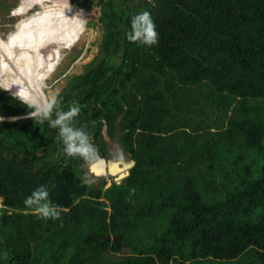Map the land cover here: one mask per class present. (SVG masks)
Listing matches in <instances>:
<instances>
[{"label":"trees","instance_id":"1","mask_svg":"<svg viewBox=\"0 0 264 264\" xmlns=\"http://www.w3.org/2000/svg\"><path fill=\"white\" fill-rule=\"evenodd\" d=\"M70 2L99 6L103 32L53 118L78 107L91 162L105 131L134 165L95 188L37 106L0 91V264H264V0ZM141 11L155 45L127 39ZM41 185L57 220L24 204Z\"/></svg>","mask_w":264,"mask_h":264},{"label":"rangeland","instance_id":"2","mask_svg":"<svg viewBox=\"0 0 264 264\" xmlns=\"http://www.w3.org/2000/svg\"><path fill=\"white\" fill-rule=\"evenodd\" d=\"M38 3L42 5H36ZM70 4L84 12L85 25L79 39L72 43L70 50L61 52L63 56L55 62L53 68L43 78L41 82L43 106L64 87L67 76L82 73L84 66L99 55V44L103 32V24L99 21L100 8L96 5L79 7L73 5L70 0H0V91L14 95L23 101L32 100L24 91L23 82L14 74L10 59L20 53L22 47L20 41L29 30L43 36L60 35L66 39L73 28L81 25L75 21V12ZM55 21L58 23L52 30L38 28ZM46 54V51L43 52L37 60L43 64L53 65V59L48 58ZM35 105L36 108H42ZM104 137L109 149L107 162L121 160L127 163L129 157L117 140L109 139L105 131ZM107 162L100 167L95 162L86 163L85 171L95 188L98 187L101 178L106 180V187L112 182L107 175Z\"/></svg>","mask_w":264,"mask_h":264},{"label":"clouds","instance_id":"3","mask_svg":"<svg viewBox=\"0 0 264 264\" xmlns=\"http://www.w3.org/2000/svg\"><path fill=\"white\" fill-rule=\"evenodd\" d=\"M130 42H137L152 46L158 42L156 26L148 11H141L134 15L131 20L130 31L126 34ZM58 104L57 98L53 96L42 108H36L29 113V117L47 120L51 128L58 130V136L63 144V151L68 157H79L85 163H90L96 158L97 149L91 142L90 135L83 129L75 127L74 118L79 115L78 107H71L67 112L53 111ZM15 119V118H13ZM3 117H0V122ZM24 204L34 209L39 218L57 220L65 209L53 204L49 199V192L46 186L41 185L26 197Z\"/></svg>","mask_w":264,"mask_h":264},{"label":"bare ground","instance_id":"4","mask_svg":"<svg viewBox=\"0 0 264 264\" xmlns=\"http://www.w3.org/2000/svg\"><path fill=\"white\" fill-rule=\"evenodd\" d=\"M70 6L75 12V21L81 25L73 28L66 39L60 35L43 36L36 31L29 30L20 41L22 45L20 53L10 59L14 74L23 82L24 91L29 95L30 100L32 99L29 102L37 104L39 107H43L44 103L41 92L43 78L53 68L55 62L63 56L61 52L67 51L72 43L79 39L85 25L86 15L84 12L74 8L71 4ZM57 23L56 21L50 22L46 26L38 28L52 30ZM45 51L47 57L53 59V65L43 64L37 60ZM100 165L102 164H99V167Z\"/></svg>","mask_w":264,"mask_h":264},{"label":"water","instance_id":"5","mask_svg":"<svg viewBox=\"0 0 264 264\" xmlns=\"http://www.w3.org/2000/svg\"><path fill=\"white\" fill-rule=\"evenodd\" d=\"M133 165L134 162L132 160H128L127 163H124L121 160L114 162H107V175L112 177L113 180L118 183L121 179L128 176L129 170L130 168H132ZM97 193L98 191L95 190L94 194L96 195Z\"/></svg>","mask_w":264,"mask_h":264},{"label":"flooded vegetation","instance_id":"6","mask_svg":"<svg viewBox=\"0 0 264 264\" xmlns=\"http://www.w3.org/2000/svg\"><path fill=\"white\" fill-rule=\"evenodd\" d=\"M18 24V23H17Z\"/></svg>","mask_w":264,"mask_h":264}]
</instances>
